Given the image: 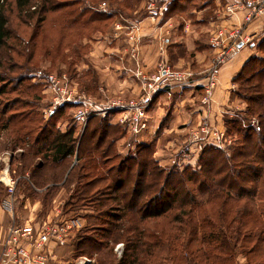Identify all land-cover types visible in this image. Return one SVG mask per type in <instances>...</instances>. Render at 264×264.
Returning <instances> with one entry per match:
<instances>
[{"label":"rangeland","instance_id":"374dc122","mask_svg":"<svg viewBox=\"0 0 264 264\" xmlns=\"http://www.w3.org/2000/svg\"><path fill=\"white\" fill-rule=\"evenodd\" d=\"M109 4L105 0H32L22 6L17 5L16 0H4L2 2L3 13L8 20L9 38L0 51V77L2 79L0 88L5 91L0 94V202L8 197L5 182L11 176L16 179L17 206L23 207L26 201L39 205L36 206L35 210L37 211V219L41 224L44 220H60L61 212H65L70 219L72 217L77 218L80 225L76 230L75 242L78 241V244L70 246L72 248H65L70 243L67 238L66 243L60 245L59 253L65 257L63 258L67 262L65 264H80L84 259H90L89 264H116L120 259H125V251L131 248V242L134 241L136 235L135 232L129 230V224H132V221L137 222L138 216H134L132 220L131 218L128 219L129 223H126L124 227L125 234L118 241L114 242L104 238L108 235L109 225L107 221H114L111 214L120 211L118 208H110L117 204L111 200L115 194L113 192L110 194L107 188L110 181L104 180L92 184L89 186V193L86 192L83 195L79 192L78 194L76 185L79 168L73 167L76 161L75 156L62 161L54 169L50 168V162L44 159L32 158V156L22 158L21 153L23 150L27 153L28 147H24L26 145H23L24 149L21 146L14 147L12 139L20 135L17 126H14L15 121L24 116L27 119L31 118L30 123L25 120L27 126L33 127L30 132L31 139L40 136L41 127H47L46 130L48 131L51 125L60 129L74 126L79 135L83 133L86 125H88V131L94 125L97 127L103 125V121L112 126L116 125L120 128L118 138L105 154L99 156L101 162L103 161L101 163L102 168L99 167L103 173H106L108 168H117L118 163L120 164L126 157L135 152L137 145L150 142L155 151L154 159L162 167L167 169L178 167L182 170L189 166L190 170L200 169V154L205 147H217L223 153L229 152V148L240 147L244 127L256 126L259 122L257 113L246 111L247 101L234 94L233 97L240 99L244 104H242L241 109H233L222 114L221 121L224 127L222 129L220 127V129L225 131L222 144L194 146L189 140L191 131L187 134L185 145L170 144L173 147H164L163 145L166 143L164 139H168V136L163 134L158 137L159 143H156L154 139L150 140L151 138L143 140L142 137L149 133V123L146 130L135 133L130 128L128 121H120L126 113L120 110L106 109L113 101L129 102L135 100L140 96L142 88L138 97H134L131 93V86H129L130 90L127 93L109 89L103 80V71L95 66L90 58L92 49L90 40L108 39L112 24L121 22L126 25L128 22H132L127 18V14H131L128 11H124L122 15L115 13V16L108 19L109 28L102 21L98 23L96 20H89L93 11L108 12L111 9ZM141 4H145V7L139 9L138 6L137 10L140 11L138 17H141V11L144 14L149 13L147 9L149 4H153V8L157 9L160 5L165 4V0H141L138 5ZM132 15L136 16L134 12ZM122 31L125 34H121L120 37L126 35V29L123 28ZM100 66H103L102 62ZM112 66L115 65L112 64ZM115 68L117 67L115 66ZM129 72L131 77L140 82L134 72ZM50 73L67 74L70 83L76 87L78 92L92 98L97 113L85 124L75 117L77 105L62 107L50 116L45 114L44 109L50 104V94L46 90L47 77ZM115 73L119 76L118 68ZM90 74L96 75V79H98V86L96 85L95 88L90 82ZM73 75L74 78L71 77ZM79 76L84 87L76 81ZM234 91L241 92L240 82L236 83ZM88 111L92 112L90 109ZM9 115H15V117L5 128L6 119ZM234 120L237 122L236 125L232 124ZM216 127L218 128V126ZM24 130L26 129L22 131ZM101 131L103 128L98 129V133ZM256 136L257 134L251 135L252 138L257 139ZM105 146L106 143L102 145L103 148ZM42 163H44L42 169H35L36 165ZM24 173L26 174L23 175ZM27 175L30 176L31 185L25 179ZM90 175L88 177H91ZM89 179L85 177L82 182H88ZM190 187L194 189L197 201L207 198L206 194H199L192 184ZM78 195L81 197L79 198ZM238 203L243 204V202ZM5 211L8 212L6 209ZM128 216L130 215L128 214ZM155 222L157 223V218ZM159 222L163 223L162 220ZM92 239H97L102 247L98 250L94 249L90 244ZM250 248L251 242H246L240 246V243L231 241L230 249L233 253V259L230 264H264L263 243L253 251ZM154 249L157 248L154 247ZM155 251L157 252V250H154V254ZM126 253L129 255L130 252L126 251ZM140 257H143L144 264L153 263L151 252ZM159 258V254H157V263Z\"/></svg>","mask_w":264,"mask_h":264},{"label":"trees","instance_id":"16d2710c","mask_svg":"<svg viewBox=\"0 0 264 264\" xmlns=\"http://www.w3.org/2000/svg\"><path fill=\"white\" fill-rule=\"evenodd\" d=\"M3 1L0 0V51L9 38ZM16 1L17 5L22 6L32 0ZM105 1L110 3L111 9L108 12L93 11L89 20L102 21L109 28L108 19L115 13L122 15L128 11L131 14H127V18H136L140 14L137 8L141 0ZM90 76L95 88L98 79L94 74ZM71 77L74 78V75ZM76 81L83 86L80 76ZM234 81L240 82L241 89V92L234 91L235 96L247 101L246 111L257 113L259 122L256 126L244 127L240 147L229 148L227 153L217 147H205L200 154V169L190 170L189 166L182 170L178 167H162L154 159L155 151L150 142L137 145L135 152L118 163L117 168L101 172L103 161L99 156L114 145L120 134L119 127L105 121L98 127L94 125L90 131L86 125L80 135L74 126L60 129L51 125L48 131L47 127H41V137L31 139L33 127L25 124V120L30 123L31 118L24 116L15 121L14 126H17L20 135L13 138L12 143L15 148L28 147L27 153L24 150L21 153L22 158L32 156L44 159L50 162L49 167L52 169L75 156L73 167L79 168L76 185L78 194L89 193L92 184L110 181L107 188L110 194H115L111 200L117 203L110 208L120 211L111 214L114 221H107L108 235L104 238L118 241L125 234L124 227L129 223L128 219L138 216V223L132 221L129 224V230L136 234L131 248L126 250L130 253L128 255L125 251V259H120L116 264H144L140 256L150 252L152 264H230L233 259L231 241L240 243V246L251 242V251L263 243L264 253V57L247 61ZM3 92L0 88V94ZM14 117L8 116L5 128ZM236 123L232 121L233 125ZM100 128L103 131L98 133ZM252 134H257V139L252 138ZM43 166L44 163L36 165L35 169H42ZM85 177L90 179L83 183ZM25 179L31 185L30 176L27 175ZM190 184L199 194H206L207 198L197 201ZM16 186L13 193L15 208L18 204ZM66 215L61 212L59 218L70 219ZM76 230L74 228L69 233L70 246L78 244V241L75 242ZM98 242L92 239L90 244L98 250L102 247ZM154 250H157L155 254ZM157 254L160 257L158 263Z\"/></svg>","mask_w":264,"mask_h":264},{"label":"crops","instance_id":"0c3cea01","mask_svg":"<svg viewBox=\"0 0 264 264\" xmlns=\"http://www.w3.org/2000/svg\"><path fill=\"white\" fill-rule=\"evenodd\" d=\"M229 2L239 5L233 14L225 11ZM256 3L257 0H165V4L157 7L155 12L129 18L140 27L136 58L131 55L127 36L120 37L124 31L116 29V23L110 26L108 39L90 40V58L103 71L107 87L114 91L127 93L131 86L134 97L139 96L141 82L129 75V71L133 73L136 69V60L144 72H152L159 63L165 62L175 69L193 73L195 81L191 85L162 93L151 103L147 110L149 133L142 137L143 140L151 138L159 143L158 137L163 134L168 136V139H164V147H170V144L185 145L187 134L192 129L202 124L222 129V114L242 108L244 103L233 97L236 85L234 79L247 61L254 57H264V11L251 22L244 21L249 8ZM144 7L145 4L139 5V9ZM237 29L241 32L239 39L243 41H239L234 54L218 67L210 98L205 101L209 80L207 71L221 48L230 42L225 35L218 42V31ZM112 64L118 68L119 76L115 75L117 68ZM2 202L0 255L7 228L13 219L18 224L39 222L35 210L39 205L36 203L26 201L23 207L14 206L12 215L3 209ZM60 248L52 247L55 262L65 264L67 262L59 253ZM65 248L71 247L67 244Z\"/></svg>","mask_w":264,"mask_h":264},{"label":"built area","instance_id":"2783aa9c","mask_svg":"<svg viewBox=\"0 0 264 264\" xmlns=\"http://www.w3.org/2000/svg\"><path fill=\"white\" fill-rule=\"evenodd\" d=\"M239 5L229 2L225 6L227 14H233L237 11ZM149 12H155L153 4L147 6ZM264 11V0H257V3L249 8L244 17L246 23L251 22L257 15ZM116 29H126V36L129 42L131 55L136 58V43L139 40V25L136 22H128L126 25L118 22L115 24ZM218 42L222 36H226L230 42L225 48L218 52L210 68L207 71L208 85L206 86L205 101L210 98V91L214 85L215 73L218 67L238 49L241 32L230 30L224 32L218 31ZM247 40V39H246ZM136 69L134 74L141 82L142 92L140 96L129 102L113 101L107 106V110H120L126 113L120 121H128L130 128L135 133H141L148 127L147 110L156 97L165 92L176 89H183L191 85L195 79L193 73L184 69H175L165 62L157 65L152 72H144L136 60ZM47 92L50 94V104L44 109L46 115H53L62 107L77 105L78 109L75 117L79 118L82 123L95 115V104L91 97L78 92L69 80L67 74L60 75L49 74L47 77ZM88 109H90L89 112ZM225 137V131L216 126L200 125L191 130L190 143L194 146L206 144H222V138ZM225 140V139H224ZM5 182V181H4ZM8 190V197L3 200L2 207L13 215L14 213V190L16 179L11 176L5 182ZM60 216V215H59ZM77 218L60 219L58 221L44 220L33 224L27 222L18 224L13 221L7 228L3 240V249L0 255V264H56L53 246L64 245L69 233L79 227ZM50 245H53L52 247ZM90 259H84L80 264H89Z\"/></svg>","mask_w":264,"mask_h":264}]
</instances>
